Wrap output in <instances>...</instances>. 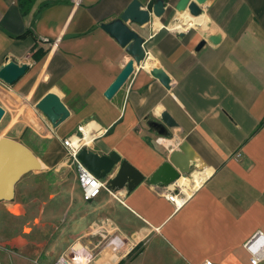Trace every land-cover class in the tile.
<instances>
[{
	"label": "crops",
	"instance_id": "0c3cea01",
	"mask_svg": "<svg viewBox=\"0 0 264 264\" xmlns=\"http://www.w3.org/2000/svg\"><path fill=\"white\" fill-rule=\"evenodd\" d=\"M131 1L35 0L23 15L17 0H0V67L28 65L13 84L0 81V138L40 164L0 201V264H54L73 248L89 264H250L244 244L264 236V0H211L198 17L162 0L161 16L129 25L144 39L145 60L107 100L130 56L100 24ZM155 67L168 86L151 76ZM48 93L70 113L57 127L35 108ZM163 112L176 123L169 138L148 124ZM79 126L90 127L88 150L115 152L145 179L111 191L114 170L85 202L62 144ZM182 142L192 159L178 183L198 175V184L175 208L167 186L147 180Z\"/></svg>",
	"mask_w": 264,
	"mask_h": 264
},
{
	"label": "water",
	"instance_id": "95a60500",
	"mask_svg": "<svg viewBox=\"0 0 264 264\" xmlns=\"http://www.w3.org/2000/svg\"><path fill=\"white\" fill-rule=\"evenodd\" d=\"M211 0H178L174 9L179 13L185 11L191 17H198L201 9ZM164 3L156 0L149 8H143L138 0H132L118 18L100 24V28L112 37L130 56L120 70L115 80L105 90L104 97L110 100L125 84L134 69L145 60L144 39L130 28V24L144 26L150 22V13L159 17L163 13ZM215 42V38H210ZM201 41L197 49L203 46ZM28 69L25 63H17L15 60H6L0 67V81L11 85L22 77ZM150 74L163 86H168L169 77L163 69L155 67ZM35 108L41 112L51 123L57 127L66 120L70 113L60 98L54 93H48L41 98ZM4 110L0 107V120ZM161 122L150 121L149 126L161 136L170 137L169 129L176 127L174 120L166 113L160 115ZM80 163L90 171L94 177L103 180L115 170L114 177L107 181V187L111 191L126 189L128 192L140 184L145 178L126 161H121L118 154L110 152L108 155H98L87 148H82L77 155ZM191 151L186 142L178 145V150H172L167 161L162 163L148 178V183L157 186H168L176 182L180 177L190 173ZM40 169L37 158L26 147L18 142L0 138V201H10L13 198L16 182L25 174Z\"/></svg>",
	"mask_w": 264,
	"mask_h": 264
},
{
	"label": "built area",
	"instance_id": "2783aa9c",
	"mask_svg": "<svg viewBox=\"0 0 264 264\" xmlns=\"http://www.w3.org/2000/svg\"><path fill=\"white\" fill-rule=\"evenodd\" d=\"M85 126H79L77 134L69 136L62 140V144L67 152V157L70 163L74 166L77 181L81 187L82 199L87 202L95 199L100 194L101 190L105 187V183L94 177L88 169L83 166L77 158L78 153L82 148L87 147L85 141ZM181 178V177H180ZM179 178V179H180ZM182 178H187L183 176ZM192 184L187 186L178 183L179 179L168 185L165 189V197L171 202L175 208L181 207L190 197L192 190L197 186L195 177H190ZM244 249L250 254V264H260L264 262V236L261 232H256L244 244ZM92 256L87 258L82 257L75 248L65 252L57 258L54 264H89ZM200 264H213L209 260H205Z\"/></svg>",
	"mask_w": 264,
	"mask_h": 264
},
{
	"label": "trees",
	"instance_id": "16d2710c",
	"mask_svg": "<svg viewBox=\"0 0 264 264\" xmlns=\"http://www.w3.org/2000/svg\"><path fill=\"white\" fill-rule=\"evenodd\" d=\"M35 0H17V7L23 15L29 13L30 8Z\"/></svg>",
	"mask_w": 264,
	"mask_h": 264
},
{
	"label": "bare ground",
	"instance_id": "6f19581e",
	"mask_svg": "<svg viewBox=\"0 0 264 264\" xmlns=\"http://www.w3.org/2000/svg\"><path fill=\"white\" fill-rule=\"evenodd\" d=\"M90 127H85L83 130H84V132H85V141L88 143L89 141H90V139H91V136H90V129H89ZM195 176H198V175H195ZM194 176V177H195Z\"/></svg>",
	"mask_w": 264,
	"mask_h": 264
},
{
	"label": "rangeland",
	"instance_id": "374dc122",
	"mask_svg": "<svg viewBox=\"0 0 264 264\" xmlns=\"http://www.w3.org/2000/svg\"><path fill=\"white\" fill-rule=\"evenodd\" d=\"M173 23L172 24H169L168 26L170 27V28H173ZM135 253H136V250L134 251ZM153 264H155V263H153Z\"/></svg>",
	"mask_w": 264,
	"mask_h": 264
}]
</instances>
